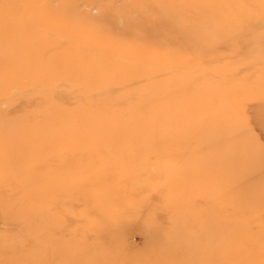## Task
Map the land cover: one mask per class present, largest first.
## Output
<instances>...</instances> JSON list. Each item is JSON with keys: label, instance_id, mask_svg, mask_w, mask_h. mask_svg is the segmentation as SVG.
Returning <instances> with one entry per match:
<instances>
[{"label": "rangeland", "instance_id": "obj_1", "mask_svg": "<svg viewBox=\"0 0 264 264\" xmlns=\"http://www.w3.org/2000/svg\"><path fill=\"white\" fill-rule=\"evenodd\" d=\"M31 1L0 0L1 137L21 158L0 236L29 232L34 264H264V0ZM142 108L169 140L135 129ZM113 122L132 130L109 141ZM25 196L31 215L4 213Z\"/></svg>", "mask_w": 264, "mask_h": 264}, {"label": "bare ground", "instance_id": "obj_2", "mask_svg": "<svg viewBox=\"0 0 264 264\" xmlns=\"http://www.w3.org/2000/svg\"><path fill=\"white\" fill-rule=\"evenodd\" d=\"M39 8L40 7H38V6L35 7L34 8L35 12L36 11L39 12ZM41 8L42 9H40V10L42 11L44 9V7H41ZM45 8L46 9H45V11L43 13L48 15L49 11H46L47 7H45ZM36 16H39V15L36 14ZM53 25L52 26H48L47 29L51 28L53 31L55 29H58V31H60L63 27L67 26V23L63 22V25L55 26V27ZM52 38L53 37L43 40L41 42V45L40 46L38 45L34 50H36L37 48L41 50V48L44 45H47V44H50V43L55 44L56 40H54ZM77 38L78 39L75 41V44L78 47L83 46L85 41L88 42L87 39L86 40H84L83 38L81 39V37L79 35L77 36ZM71 39L73 40L72 37H71ZM79 41H81V43H80L81 45H79ZM19 42H20V40H15V43L18 46L20 45ZM153 46H155V45H153ZM0 55H1V53H0ZM136 108L132 109L133 113L132 112H125L124 114L122 113L119 116L118 115L117 116L121 118L123 115H126V116L129 115L130 116L131 113L133 115H135L134 111H135ZM141 111H143L144 113H141L139 116L131 115L133 118H136V120L134 122H132V123H136L135 124V129H144L146 127H149L152 133H154V132L155 133H157V132L160 133V136H161L160 138H162V140H169L170 137H171L169 132L167 131L166 133H163L162 128L159 127V125H160L159 119L161 117V109L151 108V109L148 110V109L142 108ZM136 115H138V114L136 113ZM190 117H195V115L192 114ZM152 118H154V120H152ZM127 126H126V128H127ZM33 127H35V126H33ZM126 128H123L122 126H118V125L115 124V122H113L112 125H111V130L108 132L109 134L106 136V139L109 140V141H113V140L117 141L118 139L115 138L116 135H117L116 133H119V132H122V131H125V133H126V131L132 130V129L126 130ZM116 129H118V130L116 131ZM186 130H188V129H186ZM3 131H4V129L2 130L0 128V161H1V164H2V167H3V169H1V171H0V181L1 180H8V179H5L3 175H8V174L10 175V173H11V175L16 178L15 180L12 179L13 182H11V183H13V185L15 187H18V183L21 184V181L19 180L20 178H19L18 173L16 171H17V168H18V164H20L19 162L21 161V158H19V157L17 158L18 154H16L17 149H18V147L20 145V144L15 142V139L17 138L16 137L17 132H15V135H12L11 139H4V138L1 137L2 134H3ZM132 134H134V138L132 139V141H138L137 131L132 133ZM20 135L21 134H19L18 136H20ZM57 135H58L57 133H52V135L49 133V136H48V134L43 135L42 137H40L39 143L43 144V143H47V142H50V141L59 140L60 137L57 136ZM141 135H142V133H141ZM22 139L24 141H26L27 143H30V141H28V140H30V137L28 135L25 136ZM91 140H95V139L92 138ZM12 150L14 152L15 151L16 152L14 154L13 153H9ZM3 154H4V156H3ZM33 160H34V157L31 158V159H29V157H28V159H27L28 165L30 163H32ZM3 173H6V174H3ZM26 178H28V179H26ZM25 182H26L25 186H29L30 185L28 176L25 177ZM1 185H2V182H1ZM27 189H28V187H27ZM32 208H33L32 200L29 199L28 196H25L24 199H22L20 201L16 200L12 204H10L9 209L7 211H5L4 213H7L8 211H10L12 216H14V215L21 216L22 215V214H20L21 210L25 209V212L28 211L29 214L31 215V213L33 212ZM31 237L32 236H31V234L29 232H25L22 236L15 237L14 239H9L8 235H5V237L0 236V264H34L33 263L34 253L31 250L32 249L31 245H32L33 240L31 239ZM9 240H11L10 244H8ZM25 244L28 245V246L30 245V246L27 247V248L25 247V248H23V250H21L22 245L24 246Z\"/></svg>", "mask_w": 264, "mask_h": 264}]
</instances>
